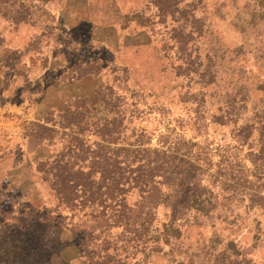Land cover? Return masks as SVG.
Returning <instances> with one entry per match:
<instances>
[{"label": "rangeland", "instance_id": "obj_1", "mask_svg": "<svg viewBox=\"0 0 264 264\" xmlns=\"http://www.w3.org/2000/svg\"><path fill=\"white\" fill-rule=\"evenodd\" d=\"M0 15V264H264V0Z\"/></svg>", "mask_w": 264, "mask_h": 264}, {"label": "trees", "instance_id": "obj_2", "mask_svg": "<svg viewBox=\"0 0 264 264\" xmlns=\"http://www.w3.org/2000/svg\"><path fill=\"white\" fill-rule=\"evenodd\" d=\"M1 17H3L2 15H0ZM4 18V17H3ZM54 189V188H53ZM56 191V190H55Z\"/></svg>", "mask_w": 264, "mask_h": 264}]
</instances>
